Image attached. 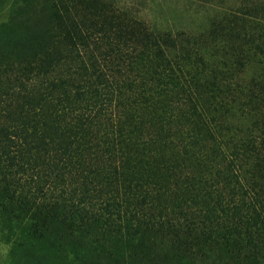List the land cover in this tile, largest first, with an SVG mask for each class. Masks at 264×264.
<instances>
[{
  "label": "trees",
  "instance_id": "16d2710c",
  "mask_svg": "<svg viewBox=\"0 0 264 264\" xmlns=\"http://www.w3.org/2000/svg\"><path fill=\"white\" fill-rule=\"evenodd\" d=\"M148 3L0 0V264H264V0Z\"/></svg>",
  "mask_w": 264,
  "mask_h": 264
},
{
  "label": "rangeland",
  "instance_id": "374dc122",
  "mask_svg": "<svg viewBox=\"0 0 264 264\" xmlns=\"http://www.w3.org/2000/svg\"><path fill=\"white\" fill-rule=\"evenodd\" d=\"M149 1V0H148ZM205 1V0H203ZM238 0H221V4H230ZM212 5L218 0H206ZM200 0H150L142 10V18L159 25L173 28L196 30L205 24L211 15L209 5Z\"/></svg>",
  "mask_w": 264,
  "mask_h": 264
}]
</instances>
